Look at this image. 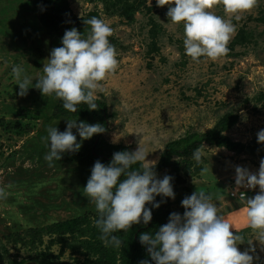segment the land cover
Instances as JSON below:
<instances>
[{
	"label": "rangeland",
	"instance_id": "rangeland-1",
	"mask_svg": "<svg viewBox=\"0 0 264 264\" xmlns=\"http://www.w3.org/2000/svg\"><path fill=\"white\" fill-rule=\"evenodd\" d=\"M127 2L138 7L131 21L111 15L101 0H68L76 17L97 11L99 32L117 42L95 55L101 81L91 83L90 96L110 115L103 138L151 166L167 142L204 133L230 113L238 116L226 133L233 141L264 146V0ZM54 65L36 0H0V120L32 129L18 135L0 126V264L31 256L12 243L16 233L32 236L30 228L118 205L105 173L77 167L55 133L65 124L50 118ZM67 125L71 134L80 131ZM198 159L202 171L170 198L193 264H264V151L203 148ZM164 174L147 178L149 196L169 192ZM242 174L251 191L231 198L229 189L240 187L230 185ZM75 259L82 257L64 249L58 260Z\"/></svg>",
	"mask_w": 264,
	"mask_h": 264
},
{
	"label": "trees",
	"instance_id": "trees-1",
	"mask_svg": "<svg viewBox=\"0 0 264 264\" xmlns=\"http://www.w3.org/2000/svg\"><path fill=\"white\" fill-rule=\"evenodd\" d=\"M36 2L37 20L50 41L55 63L56 101L50 118L65 124L62 129L53 124V131L56 129L55 133L66 141V154L77 167L105 173L107 188L118 205L92 217L86 214L30 228L32 236L16 233L12 243L28 249L31 256L20 261L11 259L7 264H193L191 244L182 238L183 227L175 224L178 217L171 210V195L186 179L202 171L198 159L201 149H225L234 155L254 156L264 151V146L255 141H233L226 133L236 125L238 116L227 113L204 133H188L167 142L158 161L144 166L126 146L108 143L103 138L110 115L103 101L90 96L91 83L101 81L102 68L96 52L108 48L107 45H117L112 37L99 32L103 26L99 13L91 11L76 17L68 0ZM101 2L106 10L114 9L111 15L124 16L129 21L138 8L127 0ZM3 123L0 120V126ZM14 123L2 127L18 135L31 133L29 125ZM69 123L77 124L80 131L71 134L67 129ZM161 172L165 173L163 183L169 192L149 196L147 178ZM43 245V252L33 251ZM54 245L60 246L57 255L50 252ZM64 249L71 255L78 253L82 259L60 262ZM1 259L0 256V262Z\"/></svg>",
	"mask_w": 264,
	"mask_h": 264
},
{
	"label": "built area",
	"instance_id": "built-area-1",
	"mask_svg": "<svg viewBox=\"0 0 264 264\" xmlns=\"http://www.w3.org/2000/svg\"><path fill=\"white\" fill-rule=\"evenodd\" d=\"M231 187H240L238 191L229 189L228 195H230L231 198L244 199L246 197V192L251 191L250 180L246 174H242L236 182L231 184Z\"/></svg>",
	"mask_w": 264,
	"mask_h": 264
},
{
	"label": "water",
	"instance_id": "water-1",
	"mask_svg": "<svg viewBox=\"0 0 264 264\" xmlns=\"http://www.w3.org/2000/svg\"><path fill=\"white\" fill-rule=\"evenodd\" d=\"M105 184H106V187H108V180L106 181V183H105Z\"/></svg>",
	"mask_w": 264,
	"mask_h": 264
}]
</instances>
